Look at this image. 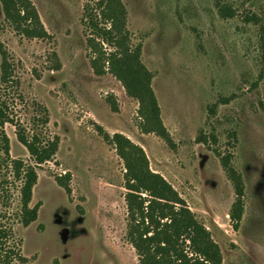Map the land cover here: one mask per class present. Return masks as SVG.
I'll list each match as a JSON object with an SVG mask.
<instances>
[{
    "label": "rangeland",
    "instance_id": "rangeland-1",
    "mask_svg": "<svg viewBox=\"0 0 264 264\" xmlns=\"http://www.w3.org/2000/svg\"><path fill=\"white\" fill-rule=\"evenodd\" d=\"M30 1L45 38L19 35L0 3V75L1 50L12 75L0 81V100L28 133L41 130L59 142L53 159L36 168L30 202L40 203L36 220L10 222L26 257L12 264H138L124 238L123 162L97 124L143 148L150 168L209 230L222 264H264V0H121L129 45L140 46L172 147L140 131L138 102L119 80L93 70L94 46L112 49L90 28L97 0ZM3 130L9 155L0 142V210L12 217L19 182L11 159H30L15 126L6 122ZM225 155L243 184L236 228L228 214L235 191L221 164ZM65 172L70 192L55 181Z\"/></svg>",
    "mask_w": 264,
    "mask_h": 264
},
{
    "label": "trees",
    "instance_id": "trees-1",
    "mask_svg": "<svg viewBox=\"0 0 264 264\" xmlns=\"http://www.w3.org/2000/svg\"><path fill=\"white\" fill-rule=\"evenodd\" d=\"M5 19L13 29L28 38H45L38 13L30 0H0ZM219 11L231 15L230 9L219 5ZM98 18V20H96ZM102 25L99 24V22ZM93 34L105 42L93 48L91 66L97 74L111 73L122 84L126 94L138 102L137 113L141 119L138 127L143 133H154L173 146L172 138L159 116V108L150 86L151 73L140 60V46L129 45L125 28V11L121 0H97L94 17H89ZM97 46V47H96ZM0 81H11V65L8 54L1 50ZM111 108L116 111L115 102ZM7 106L0 100V142L5 156L9 155V140L3 130L8 122L15 126L17 140L25 147L30 161L11 159L13 177L19 182V206L12 217L0 210V264L25 262L21 253V240L14 236L11 221L27 226L38 215L40 203L30 205L33 186L37 182L36 168L51 161L57 151L59 137H47L41 130L28 133L6 112ZM40 125L48 122L45 107H40ZM103 139L110 143L123 162V194L125 216V240L133 247L138 264H222L219 246L209 230L195 217L177 190L158 172L149 166L143 148L121 132H107L96 125ZM221 164L233 182L235 198L229 210L233 227H237L243 212V184L240 175L232 168L227 155ZM70 174L55 176V181L66 192ZM8 205H5L6 207Z\"/></svg>",
    "mask_w": 264,
    "mask_h": 264
}]
</instances>
